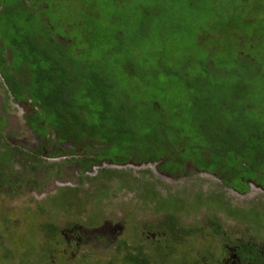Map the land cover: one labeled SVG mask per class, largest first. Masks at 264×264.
<instances>
[{"label":"trees","instance_id":"16d2710c","mask_svg":"<svg viewBox=\"0 0 264 264\" xmlns=\"http://www.w3.org/2000/svg\"><path fill=\"white\" fill-rule=\"evenodd\" d=\"M46 3L35 11L27 0H0V73L14 99L37 105L27 118L33 128L81 145L89 165L133 159L173 172L189 161L229 186H264V0ZM42 13L73 43L57 41L35 17ZM106 170L115 171L98 175ZM167 195L140 193L176 228L173 212L188 203ZM192 199L242 209L214 192ZM244 213L264 221V209ZM56 225L46 221L48 242L63 240ZM144 247L122 260L152 264Z\"/></svg>","mask_w":264,"mask_h":264},{"label":"rangeland","instance_id":"374dc122","mask_svg":"<svg viewBox=\"0 0 264 264\" xmlns=\"http://www.w3.org/2000/svg\"><path fill=\"white\" fill-rule=\"evenodd\" d=\"M27 1L35 11L48 6L46 0ZM35 17L45 21L43 27L54 33L53 22L46 14ZM55 39L65 46L73 43L62 35L55 34ZM35 108L38 107L32 104L30 98L14 99L0 73V135L29 153L39 149L38 159L25 162V166L12 160L0 168V264H128L122 260V255L127 250L135 252L142 245H145L147 255L151 256L152 264H173L183 252L177 249L170 252L171 246L165 245L156 232L155 228L159 227L157 220H163L167 210L155 209L153 200L140 196L146 188L158 190L165 197L170 193L188 203V207L186 205L184 210L174 211L172 216L182 228H192L193 234L186 236L189 248L195 250L202 247V235L212 219L216 218L223 224L229 223L232 230L239 232L240 236L234 234V237L244 235L249 238L252 233L258 234L256 240L264 250L263 222L254 217L249 221L245 213L237 221L232 215H226L221 206L210 210L200 199H192L195 194L203 196L214 192L232 205L245 208L254 205L262 210L264 190L257 184L249 181L247 188L236 191L216 174L200 170L189 161L173 172L158 169L155 161L133 159L117 164L100 158V162L89 165L82 161L85 150L81 145L74 147L70 139H57L54 130L49 129L48 134L45 131L41 133L30 125L27 118L34 116L32 109ZM39 123L40 120L36 124ZM102 167H111L115 171L106 170L98 175ZM7 178L11 179L10 183ZM63 186L77 189L65 190L61 198L56 197V201L66 202L65 205H56L52 195ZM108 217L124 224L121 228L120 225L117 227L121 229L117 238H124L118 247L115 246L117 238H111L107 227L101 229L108 231V240L101 229H98L102 235L98 241L89 238L88 232L85 233V241L73 237L67 240L65 227L71 222L91 231L92 226L105 223L103 218ZM46 221L63 228L56 236L63 240L48 242L47 228H44ZM57 240L63 241V244H58ZM211 240H217V236H212ZM157 247L162 253L167 252L164 258L157 253ZM223 249L226 253L225 244Z\"/></svg>","mask_w":264,"mask_h":264},{"label":"flooded vegetation","instance_id":"af4514ba","mask_svg":"<svg viewBox=\"0 0 264 264\" xmlns=\"http://www.w3.org/2000/svg\"><path fill=\"white\" fill-rule=\"evenodd\" d=\"M0 9L2 7L0 6ZM0 168L5 165L6 162H11L12 160H15L19 163H21L22 166H25V162H28L30 160H37L39 152V149H36L33 152H27L22 147H20L18 144H15L14 142L8 140L4 135H0ZM39 154V153H38ZM8 183L11 182V179L7 178ZM253 183L257 184L259 187L263 188L260 183L256 181H252ZM61 187L58 188L57 192H55L52 197L55 194H58ZM244 189V188H242ZM234 190L241 191L239 188L234 187ZM54 201H56V198H53ZM239 208H242L240 213L235 214L236 210H231L227 212L225 209L226 215H229L233 218H235L238 221V218H242L244 216L245 211L257 210L259 211L254 205H250L247 208L243 206H236ZM232 208V207H231ZM242 212V213H241ZM255 218V217H254ZM106 222H101L97 226H92L90 230L93 228V230H83L84 228L82 225L79 227L76 225L75 222H71L69 226L65 227L68 231L67 240L69 241L70 238H77L80 241L86 240V232L90 233L89 238L98 241L100 240L101 236L100 231L98 229L107 227L109 229V233L111 235V238L113 237V240H115L119 232L121 231V222L118 221H112L111 217L103 218ZM164 219V218H163ZM259 222H263L259 220V218H255ZM248 220H251V217L248 216ZM159 227H156L155 230L158 232V234L161 235V238L165 241V245H170L171 250L170 252L174 250L181 251V257L179 260H175L173 264H264V250L260 248V244H258L256 238L258 234L252 233L253 236H250L249 238L247 236L240 237H234V234H237L240 236L239 232L237 230H232L230 227L231 225L229 223L223 224L219 220L212 219V222L209 224L206 232L202 235L203 240H201L202 247L197 249H191L189 248V243L187 242L186 236H191L192 228H182L183 226H179V223L177 222L178 226L176 228L167 226L166 222H162V220L158 221ZM51 224H55L54 222H51ZM104 224V227L102 225ZM137 224V223H136ZM120 225V227L118 226ZM58 228L59 233L62 232V229L59 225H56ZM44 227V226H43ZM119 227V228H117ZM45 228V227H44ZM95 229H97L95 231ZM247 229V228H246ZM104 230L103 234L105 238L108 240L107 236V230ZM242 231V230H240ZM65 236V235H64ZM65 236V237H66ZM212 236H217V240H211ZM48 237V236H47ZM233 237V238H232ZM48 240L50 237L47 238ZM124 238L119 237L116 239L115 246L118 247L120 243L123 241ZM58 244H63V241H57ZM232 243V244H231ZM225 244L226 253L223 249V245ZM232 245V246H231ZM231 247V251H228V248ZM145 249V247H144ZM165 249V247H164ZM159 250V248H158ZM159 252V251H158ZM157 252V253H158ZM162 252V250H161ZM145 253V250L143 251ZM159 254V253H158Z\"/></svg>","mask_w":264,"mask_h":264}]
</instances>
